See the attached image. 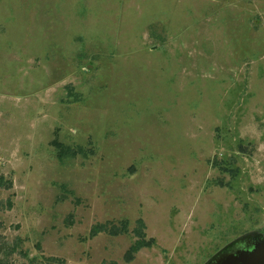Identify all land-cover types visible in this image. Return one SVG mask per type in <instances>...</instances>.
Returning <instances> with one entry per match:
<instances>
[{"label":"rangeland","instance_id":"374dc122","mask_svg":"<svg viewBox=\"0 0 264 264\" xmlns=\"http://www.w3.org/2000/svg\"><path fill=\"white\" fill-rule=\"evenodd\" d=\"M0 175L8 264H246L264 0H0ZM138 220L151 246L126 262Z\"/></svg>","mask_w":264,"mask_h":264},{"label":"trees","instance_id":"16d2710c","mask_svg":"<svg viewBox=\"0 0 264 264\" xmlns=\"http://www.w3.org/2000/svg\"><path fill=\"white\" fill-rule=\"evenodd\" d=\"M62 154V153H59ZM71 154V153H68ZM73 154V153H72ZM12 187V183L10 181L5 180L3 176L0 175V190L3 189L7 191ZM7 207L11 208V202L7 201ZM133 235L136 238L135 242L132 244V246L128 249V251L125 254L124 260L126 262H131L134 259V255L138 253L141 249L147 248L151 246L152 240H146L144 237V224L142 220H138L136 222L135 228L133 229ZM128 233V223L123 221L119 223V226H115L114 224L107 222L104 224H96L94 227H92L91 230V237H95L99 234H107L112 237H116L119 235L127 234ZM13 252V250H11ZM7 261H0V264H8ZM47 263L53 264L52 262H55L59 264V261L55 259H47Z\"/></svg>","mask_w":264,"mask_h":264},{"label":"water","instance_id":"95a60500","mask_svg":"<svg viewBox=\"0 0 264 264\" xmlns=\"http://www.w3.org/2000/svg\"><path fill=\"white\" fill-rule=\"evenodd\" d=\"M257 249L258 250L255 252V254H257V256H255L253 254L251 257L248 258V261L246 264H264V246H262V247L259 246V247H257ZM226 250H228V248L219 252L216 257L219 259H221L223 256L225 258H229Z\"/></svg>","mask_w":264,"mask_h":264}]
</instances>
